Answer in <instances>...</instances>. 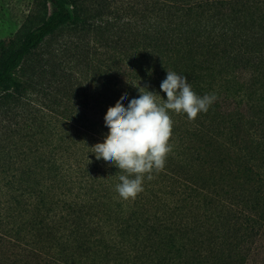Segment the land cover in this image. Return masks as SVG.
Masks as SVG:
<instances>
[{
  "label": "trees",
  "instance_id": "16d2710c",
  "mask_svg": "<svg viewBox=\"0 0 264 264\" xmlns=\"http://www.w3.org/2000/svg\"><path fill=\"white\" fill-rule=\"evenodd\" d=\"M42 1L49 11L39 25L0 40V110L9 118L25 101L32 80L20 67L57 35L66 36L61 56L92 68L100 97L52 68L50 52V83L60 84L50 92V138L19 137L22 149L0 140V264L251 261L264 238V0ZM168 70L216 100L193 121L169 113L164 169L123 200L115 191L123 173L91 147L121 95L127 106L146 86L166 99ZM12 125L9 138L21 131Z\"/></svg>",
  "mask_w": 264,
  "mask_h": 264
},
{
  "label": "clouds",
  "instance_id": "9594fccd",
  "mask_svg": "<svg viewBox=\"0 0 264 264\" xmlns=\"http://www.w3.org/2000/svg\"><path fill=\"white\" fill-rule=\"evenodd\" d=\"M138 91V98L130 99L127 106L121 102L128 99L123 94L108 107L103 118L107 134L102 143L91 147L97 160L103 159L123 173L115 186L123 200H134L143 191L145 178L150 180L153 172L164 169L172 151L169 140L173 121L169 113H183L193 121L216 100L214 93L197 95L186 76L171 70L160 84L166 99L146 86Z\"/></svg>",
  "mask_w": 264,
  "mask_h": 264
},
{
  "label": "rangeland",
  "instance_id": "374dc122",
  "mask_svg": "<svg viewBox=\"0 0 264 264\" xmlns=\"http://www.w3.org/2000/svg\"><path fill=\"white\" fill-rule=\"evenodd\" d=\"M204 1V0H198ZM212 1V0H209ZM49 9L43 4L42 0H0V40L13 39L18 41L29 30L39 25L46 17ZM257 35L264 44V30L262 28ZM66 42V36L57 35L48 37L21 65V70L18 75L24 80L27 77L32 81L29 84L28 91L24 96L25 101L19 106L14 107L11 116L7 118L5 113L0 110V140L3 145L8 142L16 144L13 146L17 149L23 145L19 141V137L25 140L26 136L32 137L33 140L40 142L42 138H50V92L57 93L59 81L50 83V52H54V66L52 68H62L70 77V83L76 82L86 93L95 95L93 98L100 97L95 91V81H92V68L86 69L75 62L61 56L60 46ZM62 81V80H60ZM53 82V81H51ZM107 82L112 86L115 83V78L107 79ZM264 83V76L261 78ZM51 90V91H50ZM67 93L66 97H69ZM18 122L20 125V135L9 138L6 136L8 130L13 129V125ZM17 135V134H12ZM45 142V141H44ZM10 144V143H9ZM37 144V143H36ZM50 146V139L44 143V148ZM6 147V146H5ZM166 203L165 200H163ZM206 227L214 220L211 218L207 221ZM201 228L205 225H198ZM201 232H203L201 230ZM214 234H210L211 237ZM264 238L257 239L255 246L252 248L253 255L251 261L247 264H264Z\"/></svg>",
  "mask_w": 264,
  "mask_h": 264
}]
</instances>
